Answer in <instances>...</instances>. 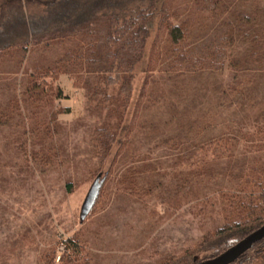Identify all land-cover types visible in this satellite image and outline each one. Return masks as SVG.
Listing matches in <instances>:
<instances>
[{
    "label": "rangeland",
    "instance_id": "rangeland-1",
    "mask_svg": "<svg viewBox=\"0 0 264 264\" xmlns=\"http://www.w3.org/2000/svg\"><path fill=\"white\" fill-rule=\"evenodd\" d=\"M224 1L237 15L250 13L252 5L264 8V0ZM189 2L171 0V9ZM157 20L134 71L123 122L107 117L103 107L88 109L85 89L62 74L48 79L60 90L51 96L50 106L68 111L59 112L56 120L49 115L50 133L31 134L22 102L21 110L15 104L8 107L22 72L0 73V206L8 207L0 218L31 227L35 236L27 247H40L35 264H164L224 224L216 198L230 183L216 167L221 164L212 151L196 149L225 136L228 147L236 149L233 161L264 160V148L257 147L264 143V72L165 73L161 64L152 69L151 54L166 39ZM248 47L239 37L234 54ZM119 85L108 87L112 104ZM100 126L117 135L104 159L92 143ZM205 162H213L212 170L192 176L196 163L204 170ZM98 174L106 177L102 196L82 220L83 204ZM186 180L192 182L190 192Z\"/></svg>",
    "mask_w": 264,
    "mask_h": 264
},
{
    "label": "trees",
    "instance_id": "trees-1",
    "mask_svg": "<svg viewBox=\"0 0 264 264\" xmlns=\"http://www.w3.org/2000/svg\"><path fill=\"white\" fill-rule=\"evenodd\" d=\"M170 2L0 0V73L23 74L8 107L16 105L21 110L19 101L22 102L31 120V134L43 130L50 133L49 115L56 120L59 112L68 110L51 109V96H57L60 90L48 79L67 74L75 86L85 89L88 109L103 107L107 117L116 116L123 122L132 98L134 71L145 56L156 19L166 39L163 48L151 54L152 69L161 64L159 69L165 73L225 69L235 74L240 70L264 72V8L252 5L250 13L243 10L237 15V10L224 0H190L173 9ZM239 37L248 41L249 47L235 55ZM115 84L120 85L112 104L114 97L108 87ZM224 137L208 140L196 149L211 150L216 164H221L216 167L230 183L216 196L224 224L164 264L201 263L264 225V160L254 157L249 162L241 157L233 161L236 149L228 147L229 139ZM116 141V133L105 126L97 127L92 136L101 159ZM257 147L264 148V143ZM205 163L204 170L196 163L192 176L208 174L213 162ZM103 185L91 212L102 196ZM185 188L190 192L192 182ZM208 199L209 196L204 198ZM254 250L258 251L255 255ZM61 259L66 260L63 256ZM254 259L264 264V238L232 264H257L252 263Z\"/></svg>",
    "mask_w": 264,
    "mask_h": 264
},
{
    "label": "crops",
    "instance_id": "crops-1",
    "mask_svg": "<svg viewBox=\"0 0 264 264\" xmlns=\"http://www.w3.org/2000/svg\"><path fill=\"white\" fill-rule=\"evenodd\" d=\"M5 208L8 209L5 205L0 206V212ZM30 229L26 223L15 224L0 218V264H35L40 247L34 246L32 250L27 247L35 236ZM23 250L26 251L25 255ZM24 257L32 263L24 262Z\"/></svg>",
    "mask_w": 264,
    "mask_h": 264
},
{
    "label": "water",
    "instance_id": "water-1",
    "mask_svg": "<svg viewBox=\"0 0 264 264\" xmlns=\"http://www.w3.org/2000/svg\"><path fill=\"white\" fill-rule=\"evenodd\" d=\"M101 175L99 174L93 183L90 192L83 204L81 219L84 220L87 215L91 212L95 201L97 199L98 193L104 183V179H100ZM264 238V225L256 229L246 237L239 240L234 245L230 246L228 249L220 253L219 255L207 259L198 264H232L238 260L244 253H246L252 246L261 241Z\"/></svg>",
    "mask_w": 264,
    "mask_h": 264
}]
</instances>
